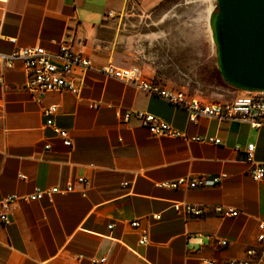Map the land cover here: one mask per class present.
<instances>
[{
    "label": "crops",
    "instance_id": "1",
    "mask_svg": "<svg viewBox=\"0 0 264 264\" xmlns=\"http://www.w3.org/2000/svg\"><path fill=\"white\" fill-rule=\"evenodd\" d=\"M128 1L0 0V51L34 45L54 49L68 34L94 66L110 62L131 68L114 60L107 21L120 15ZM160 1L138 4L152 8ZM3 78L0 199L34 187L63 186L78 176L89 185L84 195L74 191L12 203L10 223L0 221V264H100L101 256L112 264H227L243 259L246 248L256 243L257 223L264 221V179L254 181L246 173L244 150L254 143L255 160L264 161V128L210 118L189 123L184 109L94 70L87 71L77 95L26 91L20 64L4 71ZM51 104L58 106L53 121L68 131L71 149L44 124L42 107ZM127 110L151 113L187 137L217 136L220 143L153 136L137 116L124 121ZM46 142L51 144L47 151ZM221 172L227 177L215 186L182 190L160 185ZM173 201L221 204L240 213L185 218L174 211ZM133 220L138 227L130 225ZM142 229L145 245L138 243ZM217 238L228 244L216 245Z\"/></svg>",
    "mask_w": 264,
    "mask_h": 264
},
{
    "label": "built area",
    "instance_id": "2",
    "mask_svg": "<svg viewBox=\"0 0 264 264\" xmlns=\"http://www.w3.org/2000/svg\"><path fill=\"white\" fill-rule=\"evenodd\" d=\"M10 43H15L14 37H8ZM16 64H20L26 80L23 89L39 95L47 92H70L77 95L82 87L83 79L89 70L103 73L112 77L125 85L142 90L149 95L160 97L186 111L187 121L196 123L198 118H210L217 121H237L244 122L252 128H264V91L237 90L232 98L223 100H209L205 97L191 95L183 89L173 87L160 81L158 78H146L140 76L136 68H121L110 62L103 66H94L91 60L81 51L73 47L72 39L67 34L62 38L54 49H48L39 45L17 46L10 52L0 51V89L6 87L3 73L12 69ZM37 100L38 97H37ZM58 112L55 104L42 107V114L45 117L44 124L50 127L54 135L59 138L64 146L71 149L72 140L66 129L55 125L53 116ZM131 115L137 116L141 124L147 128L149 134L153 136L168 135L182 137L189 141L198 143L218 144L220 138L209 135H194L187 137L183 131L177 130L167 122L151 113H141L127 110L122 113V119L128 120ZM51 148V144L46 142L44 150ZM255 145L248 143L244 150V161L248 167L246 173L254 181L264 179V161H256L254 158ZM23 177V176H22ZM227 177V173L221 172L217 175H185L173 180H166L160 183L161 186L171 189H193L197 187H210L220 184ZM76 184L79 187H76ZM89 181L78 176L74 181H68L63 186L53 185L50 187H34L26 194H8L0 199V221L5 224L10 223L11 204L17 201L32 202L42 198L51 200L56 193H68L79 191L84 195ZM174 211L185 218L200 216L208 212L218 213L225 216H236L240 213L226 205H199L184 201H173ZM154 219H160L159 215H153ZM132 227H138V220L130 222ZM111 227V225L109 226ZM258 232L256 243L245 250L243 259H231L227 264H259L264 254V221L257 223ZM147 231L142 229L138 243L147 244ZM218 246H225L228 242L225 239H215ZM100 264H112L105 256L97 259ZM205 264H213L212 261H205Z\"/></svg>",
    "mask_w": 264,
    "mask_h": 264
},
{
    "label": "rangeland",
    "instance_id": "3",
    "mask_svg": "<svg viewBox=\"0 0 264 264\" xmlns=\"http://www.w3.org/2000/svg\"><path fill=\"white\" fill-rule=\"evenodd\" d=\"M205 3L162 0L142 8L138 0H129L120 15L107 20L114 60L136 68L142 77L158 78L191 95L232 98L237 90L218 81L214 51L203 32Z\"/></svg>",
    "mask_w": 264,
    "mask_h": 264
},
{
    "label": "water",
    "instance_id": "4",
    "mask_svg": "<svg viewBox=\"0 0 264 264\" xmlns=\"http://www.w3.org/2000/svg\"><path fill=\"white\" fill-rule=\"evenodd\" d=\"M208 24L223 83L264 91V0H215Z\"/></svg>",
    "mask_w": 264,
    "mask_h": 264
},
{
    "label": "bare ground",
    "instance_id": "5",
    "mask_svg": "<svg viewBox=\"0 0 264 264\" xmlns=\"http://www.w3.org/2000/svg\"><path fill=\"white\" fill-rule=\"evenodd\" d=\"M213 7H214V0H206V3H205V11H206V15L202 21L203 23V32H204V35L205 37L207 38L208 42H209V46L212 50V52L214 51V44L211 40V31H210V27H209V24H208V18H209V15H210V12L213 10Z\"/></svg>",
    "mask_w": 264,
    "mask_h": 264
},
{
    "label": "trees",
    "instance_id": "6",
    "mask_svg": "<svg viewBox=\"0 0 264 264\" xmlns=\"http://www.w3.org/2000/svg\"><path fill=\"white\" fill-rule=\"evenodd\" d=\"M216 74H217V79H218V81H219L221 84L225 85V84L223 83L222 79L220 78L218 71H216ZM225 86H227V85H225Z\"/></svg>",
    "mask_w": 264,
    "mask_h": 264
}]
</instances>
